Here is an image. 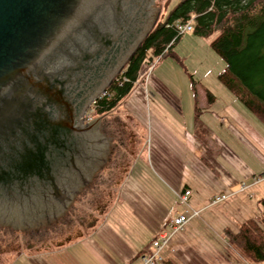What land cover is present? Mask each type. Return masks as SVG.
<instances>
[{
    "label": "crops",
    "instance_id": "1",
    "mask_svg": "<svg viewBox=\"0 0 264 264\" xmlns=\"http://www.w3.org/2000/svg\"><path fill=\"white\" fill-rule=\"evenodd\" d=\"M201 87L184 80L175 98L162 91L164 100L154 101L160 112L133 95L124 99L145 138L137 146L133 129L131 147L116 141V154L127 155L129 164L116 183L114 205L88 233L58 249L24 252L13 264H142L164 235L170 237L158 264H264L244 259L224 234L263 212L264 122L226 86L230 94L219 84ZM256 176L263 179L254 183ZM188 189L187 206L178 194ZM223 193L227 199L212 203ZM189 209L200 215L173 233V218Z\"/></svg>",
    "mask_w": 264,
    "mask_h": 264
},
{
    "label": "water",
    "instance_id": "2",
    "mask_svg": "<svg viewBox=\"0 0 264 264\" xmlns=\"http://www.w3.org/2000/svg\"><path fill=\"white\" fill-rule=\"evenodd\" d=\"M150 1L0 0V142L10 146L11 142L15 144V139L23 146L16 160L24 165L21 168L29 169L36 163V160L33 161L36 159L34 142L29 140L27 132H36L43 110L49 109L51 101L61 96L64 83L82 85L87 82L89 75L85 64L99 54L104 59L114 45L121 43L133 20L132 28L138 34L136 41L119 57L117 69L101 89L90 96L82 115L88 104L94 102L98 94L112 83L113 76L156 20L160 4L155 2L148 7ZM122 45L121 50L124 51L125 44ZM57 107L62 108L60 104ZM77 113V105L74 104L65 117L68 128L85 125V134L90 142H84L80 151L84 152L85 149V155L91 147L93 153L95 147H101L99 153L105 159L108 142L99 131L100 118L105 114L89 123L83 120V116L78 119L80 124L76 125ZM28 141L31 148L27 147ZM83 155L75 156L77 168L83 166ZM74 172L70 168L56 172V182L64 198L55 202V209H49L50 203L46 201L45 188L41 185L30 187L27 195L19 196L16 200L0 191V218L4 213L6 216L17 211L20 213L17 219L2 217L0 222L19 229L55 218L82 186L79 184L82 172ZM92 176L83 185L90 183ZM29 194L31 197H28Z\"/></svg>",
    "mask_w": 264,
    "mask_h": 264
},
{
    "label": "trees",
    "instance_id": "3",
    "mask_svg": "<svg viewBox=\"0 0 264 264\" xmlns=\"http://www.w3.org/2000/svg\"><path fill=\"white\" fill-rule=\"evenodd\" d=\"M164 8V13L142 39L123 71L93 102L96 113H108L126 99L144 66L149 67L147 63L165 55L180 40L183 33L178 24L190 22L195 35L213 37L211 48L225 62L223 70L217 73L218 80L264 122V0H177L173 6L172 0H164ZM132 25L133 20L121 43L114 45L104 59L99 54L85 64L89 75L87 82L63 84L61 96L52 100L50 108L41 113L36 132H27L29 140L34 142L36 159L33 161L36 163L32 168L23 169L24 165L17 163L23 147L17 140L13 139L16 142H11L10 146L0 142V186L27 185L31 179L49 183L50 178L55 177L68 149L73 147V132L65 116L74 104L79 114L83 111L88 97L98 90L102 79L136 40L138 34ZM122 44H125L124 51ZM190 76L195 90L197 82ZM207 95L212 100L210 91ZM27 145L31 148L29 141ZM260 204L263 211L260 217L244 222L238 232L224 231L229 246L255 263L264 261V197Z\"/></svg>",
    "mask_w": 264,
    "mask_h": 264
},
{
    "label": "rangeland",
    "instance_id": "4",
    "mask_svg": "<svg viewBox=\"0 0 264 264\" xmlns=\"http://www.w3.org/2000/svg\"><path fill=\"white\" fill-rule=\"evenodd\" d=\"M176 1L172 0V6ZM155 2H158L160 6L156 20L150 30L165 11L164 0H151L148 7ZM212 38L199 37L193 31H186L169 52L156 57L151 64L147 63L150 65L149 67L144 66L138 82L126 98L133 95L145 103L148 108L151 106L152 110L158 109L160 112L154 101L161 102L164 100L162 91L172 93V98H175L176 95L178 96L179 85L182 81H192L190 75L197 82L200 91H202L201 84L213 87L219 84L224 87L226 93L230 94L231 92L221 84L216 76L225 67V62L211 48ZM127 61L113 76L112 82L123 71ZM108 87L109 85L106 89ZM103 92L105 90L98 95ZM129 108L127 104L121 102L112 111L105 113V115H99L94 110L93 102L88 104L80 119L85 116L83 120L89 123L104 115L100 118L99 131L106 137L108 147L105 160L100 166L102 168H98L93 173L90 183L82 185L77 190L72 201L55 218L19 229L8 227L0 222V264H13L15 259L25 255L22 254L24 252L58 249L60 244L91 231L92 227L109 212L117 195L116 183L129 164L127 155L119 156L116 154L117 149H114L116 141L124 149H128L127 146L131 147L129 131L133 129L136 134L137 146H142L145 138V129L132 117L133 114ZM102 121L104 122L102 123ZM52 250L49 252L52 253Z\"/></svg>",
    "mask_w": 264,
    "mask_h": 264
},
{
    "label": "flooded vegetation",
    "instance_id": "5",
    "mask_svg": "<svg viewBox=\"0 0 264 264\" xmlns=\"http://www.w3.org/2000/svg\"><path fill=\"white\" fill-rule=\"evenodd\" d=\"M133 43H131L128 46L127 50H129V47ZM118 64H119V62L115 66H113V68L102 79V82H101L100 87L98 88V90H100L102 85L106 83V80L111 75V73H114L113 71L117 69ZM90 96L88 97V101L86 102L85 106L89 102ZM82 113H83V111L80 114L77 113L76 125L80 124V121H78V119L80 118V116H82ZM84 129H85V125L84 124L82 125V127H81V125H80V127L75 126V129H72L73 139H71V140H72L73 147L68 149L66 156L63 158V160L61 162V165H60V167L57 170V171H61V169H63V168H70L71 170H75L74 173H77V171L79 173L82 172V174L80 176V177H82V179L80 180V183H79V180L75 181L76 183H79L80 185L85 184L87 182V180L90 179V176H92V172L93 173L96 172V170L100 167V165L105 160L104 157H102V155H100V153H99V150H101V147H95L94 150H96V151L94 153H93V151H92L93 149L91 147L90 152L85 153V155H83V153L85 152V149H84V152L80 151L81 150L80 148L84 147L83 143L88 141ZM89 142L90 141H88V143ZM76 154L83 155V157H82L83 166L81 167V169L77 168L76 165H75V156H76ZM93 164L95 165L94 168H92ZM86 175H88V177ZM67 178L68 177H66V179ZM70 178L71 177H69L68 179H70ZM14 183H17V182L14 181ZM34 185H41V186H43L45 188L44 197L47 198L46 201H49V203H50V205H49L50 208L49 209H51V208L55 209V207H56L55 206V204H56L55 202L56 201H61L64 198V194L58 188V185H57V182H56V177L50 178L49 183H43V182L39 183L37 180L31 179L30 183L27 184V185H23V184L17 183V184H13V186H9L8 188H4V187L0 186V191L4 192L7 195L9 194L7 197H10L11 199L15 198V200H16L17 197H19V196H23L24 194L27 195L28 191H29V188L34 186ZM28 197H31L30 194L28 195ZM45 210H48V209H45ZM19 214L20 213L18 211L14 212V213H10L8 216H6V213H4V215H2L0 219H3L2 217H4V218H6V217L9 218L10 217L12 219H17V217H19Z\"/></svg>",
    "mask_w": 264,
    "mask_h": 264
},
{
    "label": "built area",
    "instance_id": "6",
    "mask_svg": "<svg viewBox=\"0 0 264 264\" xmlns=\"http://www.w3.org/2000/svg\"><path fill=\"white\" fill-rule=\"evenodd\" d=\"M178 29L180 33H185L186 31H192L193 26L189 22L187 24H178ZM159 59V58H158ZM263 179L262 176L254 177V183H257ZM248 185L246 183H241V188H247ZM191 195V190H184L182 193H179L180 201L185 204L189 205V199ZM227 193H223L221 195H216L212 200V203H218L228 198ZM200 215V210L197 209H189L185 214H179L172 220V231L176 233L178 231H182L185 229L186 225L190 222V220L194 217ZM170 235H164L156 240L153 241V250L145 255L142 256V264H158L163 261L164 257L162 254L163 248L168 243Z\"/></svg>",
    "mask_w": 264,
    "mask_h": 264
}]
</instances>
